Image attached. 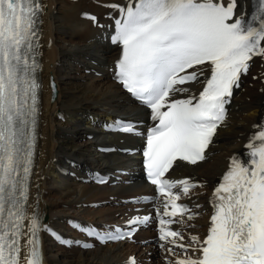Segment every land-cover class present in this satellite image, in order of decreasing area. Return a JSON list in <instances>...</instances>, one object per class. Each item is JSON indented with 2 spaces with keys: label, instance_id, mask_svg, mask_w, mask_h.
<instances>
[{
  "label": "snow or ice",
  "instance_id": "1",
  "mask_svg": "<svg viewBox=\"0 0 264 264\" xmlns=\"http://www.w3.org/2000/svg\"><path fill=\"white\" fill-rule=\"evenodd\" d=\"M102 6L118 14H110L115 25L111 43L122 46L115 78L150 109L154 122L146 134L144 166L162 198L155 210L158 239L174 257L171 264H264V129L250 138L249 161L232 159L214 189L213 214L202 240L192 235L185 242L184 237L194 227V214L180 201L194 185L166 175L178 161L195 165L205 159L241 75L254 58L264 59V0H256L247 21L236 15L237 0H127ZM41 12L39 0H0V264H43L42 231L61 244L80 243L61 238L25 207L32 164L30 125L34 128L39 88L30 53ZM88 18L100 26L97 17ZM201 82L198 96L185 87ZM182 94L184 98H177ZM118 130L139 134L131 123L120 124ZM150 219L129 220L127 234L119 229L83 231L101 243L123 241L134 226ZM127 264H136L135 258Z\"/></svg>",
  "mask_w": 264,
  "mask_h": 264
},
{
  "label": "bare ground",
  "instance_id": "2",
  "mask_svg": "<svg viewBox=\"0 0 264 264\" xmlns=\"http://www.w3.org/2000/svg\"><path fill=\"white\" fill-rule=\"evenodd\" d=\"M39 2L42 12L36 24L37 54L33 57L37 65L33 75L39 84L36 158L26 210L29 216L38 213L40 222L58 230L63 239L80 241L61 244L43 232L46 264H127L133 257L136 264H171L174 257L161 247L157 235L154 208L162 198L156 194L146 197L153 190L144 182L138 162L147 127L154 122L150 109L133 99L115 78L122 46L111 43L115 25L110 14H118L102 6L106 2L123 5L127 0ZM237 2L236 15L247 19L252 0ZM85 14L97 17L100 26ZM204 75L210 73L205 70ZM51 77L57 85L54 99ZM203 86L202 82L185 85L197 96ZM227 107V118L218 127L205 159L195 165L178 161L169 173L173 179L196 183L190 196L182 198L194 214V227L184 231L185 242L192 235L205 238L215 186L232 159L244 160L250 138L264 128V59L256 57L250 62ZM120 119L143 128L142 132L119 131L114 126ZM98 177H105V182L97 181ZM101 199L104 204H99ZM145 215L151 219L148 224L134 226L135 241L128 237L105 244L89 238L93 247H83L82 230L88 223L104 229H129V220ZM143 239L150 244L143 247Z\"/></svg>",
  "mask_w": 264,
  "mask_h": 264
},
{
  "label": "rangeland",
  "instance_id": "3",
  "mask_svg": "<svg viewBox=\"0 0 264 264\" xmlns=\"http://www.w3.org/2000/svg\"><path fill=\"white\" fill-rule=\"evenodd\" d=\"M118 172H120V171H118ZM118 175L121 176V178H124V175H123L122 172L118 173ZM111 200H113V199H111ZM100 201H101V202H100ZM99 202H100V203H99ZM99 202H98L99 204H104V203H105V201H103L102 199L99 200ZM98 203H96V204H98ZM135 239H136V237H133L131 240H132V241H135ZM141 243H142V246L144 247L145 245L150 244V240L143 239ZM48 248H50V244H48ZM147 259H148V258H147ZM148 261H150V260H148Z\"/></svg>",
  "mask_w": 264,
  "mask_h": 264
},
{
  "label": "water",
  "instance_id": "4",
  "mask_svg": "<svg viewBox=\"0 0 264 264\" xmlns=\"http://www.w3.org/2000/svg\"><path fill=\"white\" fill-rule=\"evenodd\" d=\"M53 84H54L53 98H55V97H56L57 88H56V84H55V82L52 80V81H51V85H52V87H53Z\"/></svg>",
  "mask_w": 264,
  "mask_h": 264
}]
</instances>
